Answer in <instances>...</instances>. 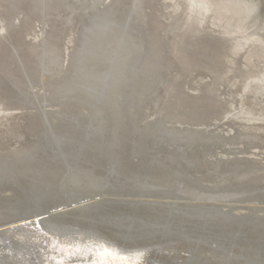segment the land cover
Instances as JSON below:
<instances>
[{
    "label": "bare ground",
    "instance_id": "obj_1",
    "mask_svg": "<svg viewBox=\"0 0 264 264\" xmlns=\"http://www.w3.org/2000/svg\"><path fill=\"white\" fill-rule=\"evenodd\" d=\"M177 1L0 0V264H264V164L214 156L264 147V23L234 28L244 0ZM234 102L233 136L173 124Z\"/></svg>",
    "mask_w": 264,
    "mask_h": 264
},
{
    "label": "rangeland",
    "instance_id": "obj_2",
    "mask_svg": "<svg viewBox=\"0 0 264 264\" xmlns=\"http://www.w3.org/2000/svg\"><path fill=\"white\" fill-rule=\"evenodd\" d=\"M207 1V3L210 5V7L214 4V1L213 0H206ZM220 1H223V0H220ZM244 1H246V2H248L249 4H252L254 7H255V13L253 14V16L251 17V18H248L247 20H245V22H242V18L239 16L237 19H236V21H234L235 22V25H234V28L235 29H241L242 27H250L252 24H254L255 22H259V24H263L264 23V0H244ZM176 5H179V7H181V8H185L186 7V2H185V0H178L177 2H176ZM263 21V22H262ZM245 25V26H244ZM264 25V24H263ZM78 28V27H77ZM76 30V29H75ZM38 32V28H36L35 29V33H33L32 32V35H34V34H36ZM254 41L255 42H258L260 45H264V27L263 28H261V29H258L257 31H256V39L254 38ZM196 76H198V75H194V77H196ZM205 79L208 81V80H210L209 78H208V76H206L205 77ZM205 80V82H207ZM192 84V85H191ZM188 86V87H187ZM196 88V89H195ZM224 89V90H223ZM186 90L189 92H191V93H197V91L199 90V86L197 87V86H195V83H190L189 84V82L187 83L186 82ZM223 90V92H220V93H223V94H221V96H222V98H227V99H229V98H231L229 95H232L229 91V93L227 92V90H226V88H222L221 87V91ZM226 90V91H225ZM227 92V93H226ZM228 95V96H227ZM232 106H234V107H231V112L227 115V117L226 118H223V119H219V121H217V120H215L214 122H211L209 125H207V126H205V128H207V130H210V131H213L214 130V132H217V130H218V132H223L224 134H227V133H229V134H232V136H233V134L235 133V129L236 128H238L241 124H239V123H234V121H237L238 120V116H239V114H237V112L239 111V106H238V104H236L235 102H234V104L232 105ZM50 109V108H49ZM233 109V110H232ZM19 111V110H15V111H13V113L17 116V118H20L21 117V115H22V113L24 112L23 110L22 111H20V112H17ZM17 113V114H16ZM232 113V114H231ZM235 114H237V115H235ZM230 116V117H229ZM228 118V119H227ZM236 118V119H235ZM225 119H226V121H225ZM230 119V120H229ZM233 119H234V121H233ZM222 120V121H221ZM227 120H228V122H227ZM221 121V122H220ZM230 121H231V123H230ZM218 122V123H217ZM223 122V123H222ZM255 123H258L259 125H261L262 123V127L264 128V120H260V119H257L256 121H254ZM221 123H222V125L223 126H225L226 124H227V126H225V128L223 127V126H221ZM225 123V124H224ZM228 123H229V125H228ZM232 124H234V125H232ZM232 125V126H231ZM239 125V126H238ZM218 126L221 128H218ZM236 126V128L235 129H233L234 127ZM238 126V127H237ZM229 129H228V128ZM232 127V128H231ZM216 128V129H215ZM230 128H231V130H230ZM213 129V130H212ZM223 129H225V130H223ZM226 129H228L227 131H226ZM222 130V131H221ZM231 133H230V132ZM226 132V133H225ZM226 141V142H225ZM222 144H221V148L219 147V146H217L216 148H215V151H214V156L215 157H222V156H225V157H227L228 159H230V158H233V157H244V158H256V160L261 164V165H263L264 164V147H251L250 145H249V148H248V145L246 144V145H244L243 143H240V142H236V141H234V140H225ZM232 141V142H231ZM226 144V145H225ZM237 145V146H236ZM225 146V147H224ZM246 146V147H245ZM228 148V149H227ZM241 148V149H240ZM226 151H225V150ZM235 149V151H233ZM254 149V150H253ZM259 149H261L260 151H259ZM224 150V151H223ZM255 150H257V151H255ZM220 151H221V153H220ZM250 151V152H249ZM226 152V153H225ZM247 152V153H246ZM249 152V153H248ZM253 152H255V153H253ZM263 152V153H262ZM220 153V154H219ZM224 153V154H223ZM217 154H219V155H217ZM251 154V155H250ZM257 157H256V156ZM258 155H259V157H258ZM260 155H261V157H260ZM254 156V157H253ZM259 159V160H258ZM196 176L197 177H202L203 176V174H199V173H197L196 174ZM207 183H209V182H207ZM255 204H258V205H260V203H258V202H256ZM249 208H251V207H249ZM243 211H247L246 209L245 210H243ZM48 215V213L46 214H43V215H41V216H47ZM40 217V216H39Z\"/></svg>",
    "mask_w": 264,
    "mask_h": 264
},
{
    "label": "water",
    "instance_id": "obj_3",
    "mask_svg": "<svg viewBox=\"0 0 264 264\" xmlns=\"http://www.w3.org/2000/svg\"><path fill=\"white\" fill-rule=\"evenodd\" d=\"M113 0H106V2L104 3V5L105 4H108V3H110V2H112ZM108 2V3H107ZM145 5L147 6V10H149L150 9V7H149V5H148V3H145ZM23 19H22V17H21V15H19L17 18H16V20H15V22L16 23H18L19 25H21L22 24V21ZM5 21V20H4ZM5 26H7L6 27V31H7V34H8V32H9V25H8V23L5 25ZM51 25H48L47 27H50ZM75 26H79V24H76ZM80 28V27H79ZM6 36V35H5ZM43 36H44V31H43ZM42 39H44V37H41ZM41 39V40H42ZM73 43H74V40H73ZM70 57V56H69ZM69 59H68V63L66 64V66L64 65L63 66V68H66L68 65H69ZM200 71H193V73H192V75H197L198 73H199ZM205 76H208V78L210 79V80H208L207 82H206V84H199L198 86H199V90L197 91V93H195V94H198V93H202L203 92V87L205 86V85H207L209 82H211L212 80H213V78H212V76L211 75H208V74H205ZM191 78V77H190ZM186 82H189V83H192V81H190V80H188V81H186ZM39 84V86H37L38 88H40L41 90H43V92L44 93H47V91H48V87L46 86V85H43V84H41V83H38ZM222 87H224L225 88V85L223 84L222 85ZM160 89H162V88H160ZM33 90V89H32ZM163 91V90H162ZM166 92H161V95H162V98H161V102L164 104V106H163V104H162V106L156 111V112H154V106L152 105V104H150V103H148L147 104V111H150L152 114H151V116L150 117H148V118H150V121H153V120H156V118H158L161 114H162V112H163V110H164V108L166 107V102H167V98H168V93H166ZM58 107H60V105L58 104V105H54L53 103H49V104H45L44 106H43V108H44V110H47V109H51V108H58ZM21 110H23L24 112L22 113V115H21V117L20 118H18L19 120H21L22 122H28V120L29 119H27V116L30 118V113L28 114V112L27 111H31L32 112V114H34V113H38V111H39V109L35 106V105H27V106H22L21 107ZM60 112L61 111H56V112H54V113H56L57 114V117L55 118L58 122H61L62 120H63V116L62 117H60ZM47 114H46V117H47V119L48 120H50V124H52L51 126H53V123H52V121H51V116L49 115V112H46ZM144 115H143V117H145V112L143 113ZM45 115V114H44ZM143 117H141V119H140V124H142L143 122H144V120H145V118H143ZM55 120V121H56ZM147 121H149V120H147ZM11 123V125L12 126H16V128H20L17 124H15L14 123V121L13 122H10ZM173 124L174 125H176V126H179V127H182V128H184V127H187V126H191V127H195V126H201L204 130H207V128H205V126H207V125H209L210 123H208V122H206V123H203V124H199V123H191V122H185V121H180V122H173ZM239 128V127H238ZM238 128H236L235 129V133L238 131ZM207 132H211L210 130H208ZM236 142H238V141H236ZM17 143L18 144H22V140H17ZM170 143V144H169ZM176 142L174 141V140H169V141H166V144L164 143V145L163 146H161V148L160 149H158V150H156V154H161L160 153V151L161 150H164V149H166V148H172V147H175L176 146V144H175ZM244 145H246V143L245 142H242ZM161 145V144H160ZM221 145V144H220ZM219 145V146H220ZM217 146V145H216ZM193 146H190L187 150H186V152L187 153H189V150H193ZM199 174H203V172H198ZM0 191H2V190H0ZM59 209V208H58ZM246 210L247 211H249V208H246Z\"/></svg>",
    "mask_w": 264,
    "mask_h": 264
}]
</instances>
